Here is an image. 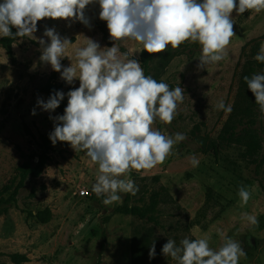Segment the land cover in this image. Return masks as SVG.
I'll list each match as a JSON object with an SVG mask.
<instances>
[{
  "label": "rangeland",
  "instance_id": "rangeland-1",
  "mask_svg": "<svg viewBox=\"0 0 264 264\" xmlns=\"http://www.w3.org/2000/svg\"><path fill=\"white\" fill-rule=\"evenodd\" d=\"M99 12L97 2L86 7L90 27L78 20L39 21L34 33L37 39L27 37L14 44L15 61L0 46V190L20 164L38 159L37 141L55 124L50 116H59L56 111L46 112L37 106L38 98L48 100L40 85L54 71L51 65L40 61L38 39L50 43L43 34L46 28H54L62 38L74 43L67 53L73 62L75 50L84 46L85 37L98 42L101 48L111 47L107 23L99 19ZM232 19L235 36L227 46L224 60L198 69L201 47L188 41L163 73L162 80L171 87L180 83L184 99L170 124L157 120L153 128L168 135L183 133L187 139L173 147L163 164L151 170L130 171L128 176L139 191L135 195L118 193L120 201L103 205V197L91 191L98 165L67 142L57 141L43 174L29 179L18 202L0 215V264H16L11 259L14 253L29 257L30 261L23 264H176L162 254L167 240L174 239L179 245L186 237L194 239L205 234L213 249H218L227 238L239 242L246 253L239 264H264V165L262 174L257 175L256 165L243 155L244 146L236 143L219 144L217 154L212 149L206 151V146L221 134L231 113L217 109L216 105L222 100L225 106H233L242 47L251 39L264 36V10L240 15L233 11ZM120 48L140 62L144 50L141 44L126 41ZM61 63L68 67L71 61L65 57ZM57 80L63 81L60 73ZM78 87L79 80L67 84L62 90L65 98L68 100L67 93ZM254 115L258 122L255 127L262 136V157L264 123L260 112L255 111ZM191 156L199 159L198 166L191 165ZM242 185L251 192L243 207L238 195ZM160 186L166 187V191L162 192L157 222L117 211L127 197L131 199L130 205L145 206ZM208 187L213 189L212 206L202 210ZM83 188L91 195L80 197L78 192ZM45 209L52 212L49 222L29 218V212ZM242 212L254 214L258 224L242 220ZM154 241L156 255L150 259Z\"/></svg>",
  "mask_w": 264,
  "mask_h": 264
},
{
  "label": "clouds",
  "instance_id": "clouds-1",
  "mask_svg": "<svg viewBox=\"0 0 264 264\" xmlns=\"http://www.w3.org/2000/svg\"><path fill=\"white\" fill-rule=\"evenodd\" d=\"M94 2L99 4V19L107 23L113 46L101 48L98 42L85 37L84 46L75 50L73 62L67 53L74 43L62 38L54 28H46L43 34L50 43L44 39H38V43L41 62L51 65L69 85L79 80V87L67 93L64 114L50 116L55 126L49 138L53 145L67 142L98 165L91 191L109 206L121 200L118 193L135 195L139 191L128 176L131 170L154 169L165 162L175 145L187 139L183 133L168 135L153 128L157 120L170 124L175 118L184 99L180 83L173 88L145 75L141 63L128 51H121L120 44L138 42L151 54L169 46L178 48L188 41L198 43L201 54L197 68L203 70L227 57V46L235 36L233 11L237 15L251 10L260 12L264 10V0H3L0 37L37 39V24L46 18L78 20L90 27L85 10ZM65 57L71 61L68 67L61 63ZM254 59L264 63V42ZM244 80L264 117V72L245 76ZM64 99L65 94L57 91L47 102L38 98L37 106L54 112ZM216 108L232 110L222 100ZM32 115H36L35 108ZM189 161L193 167L199 165L196 156L189 157ZM238 195L241 207L247 205L251 192L246 186L239 188ZM241 219L258 224L254 214L242 212ZM219 234L224 239L223 232ZM161 251L176 264H239L240 257L246 255L241 244L231 238L225 239L218 249L211 248L207 234L194 239L186 237L179 245L168 239ZM155 255L154 241L150 259Z\"/></svg>",
  "mask_w": 264,
  "mask_h": 264
},
{
  "label": "trees",
  "instance_id": "trees-1",
  "mask_svg": "<svg viewBox=\"0 0 264 264\" xmlns=\"http://www.w3.org/2000/svg\"><path fill=\"white\" fill-rule=\"evenodd\" d=\"M95 22L97 25L103 26V24H101L98 20H95ZM12 31L15 33L16 29L13 28ZM25 38L27 37L22 39ZM20 40L21 38H0V46L6 50L8 56L13 61H15L13 46ZM262 42H264V36H259L251 39L242 47L239 67L236 74L237 92L231 113L225 122L219 137L212 140L210 144L206 146L207 152L212 149L215 154L218 153V145L224 144L225 142L236 143L244 146L243 155L249 159L251 163L256 165L255 172L257 175L262 174V167L264 165V156L261 157L263 150L262 136L255 127L258 122L254 112H259V110L258 105L255 104L254 95L247 88L244 77H251L255 73L264 72V63L254 59ZM187 43L188 42H185L175 49L169 46L166 50L160 53L149 54L143 50L140 62L145 75H151L157 81L162 80V75L166 68L177 55L184 51ZM57 75L58 73L53 71L49 78L43 80L40 85V90L47 95L48 99L54 92L62 91L68 84L64 80L59 82L57 80ZM67 103L68 100L65 98L60 103V106L55 110L59 116L64 114ZM262 120L264 123V117H262ZM54 126L55 124L46 134H42L40 139L37 141L40 148L38 159L36 161H25L20 164L16 169L15 175L0 190V215L7 213L9 207L18 202V197L29 179H37L45 171L51 160L50 153L53 149V143L49 138V134L54 131ZM155 179L159 180L160 177L155 176ZM262 187L264 188V182L262 183ZM163 191H166V187L164 186H160L159 190L153 191L150 195L149 203L142 207L138 205H130L131 199L127 197L125 199V204L120 206L117 211L125 215H131L148 221L157 222L156 213L158 211L159 204L162 201ZM212 201L213 189L208 187L205 204L202 210L212 206ZM30 217L37 219L41 223H47L52 218V212L50 209L40 210L37 213L29 212V218ZM11 259L16 264H23L30 261L27 255L21 253L12 254Z\"/></svg>",
  "mask_w": 264,
  "mask_h": 264
},
{
  "label": "built area",
  "instance_id": "built-area-1",
  "mask_svg": "<svg viewBox=\"0 0 264 264\" xmlns=\"http://www.w3.org/2000/svg\"><path fill=\"white\" fill-rule=\"evenodd\" d=\"M78 195L82 198L88 197L91 195L90 191L87 188L79 190Z\"/></svg>",
  "mask_w": 264,
  "mask_h": 264
}]
</instances>
